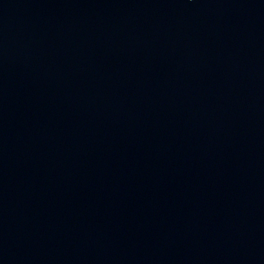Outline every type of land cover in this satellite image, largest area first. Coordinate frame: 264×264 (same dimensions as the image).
I'll list each match as a JSON object with an SVG mask.
<instances>
[{"label":"water","instance_id":"obj_1","mask_svg":"<svg viewBox=\"0 0 264 264\" xmlns=\"http://www.w3.org/2000/svg\"><path fill=\"white\" fill-rule=\"evenodd\" d=\"M0 264H264V0H0Z\"/></svg>","mask_w":264,"mask_h":264}]
</instances>
